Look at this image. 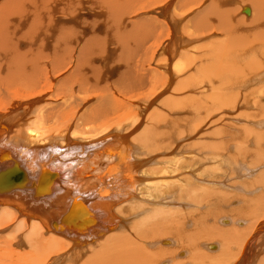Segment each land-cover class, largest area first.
<instances>
[{
    "label": "bare ground",
    "instance_id": "1",
    "mask_svg": "<svg viewBox=\"0 0 264 264\" xmlns=\"http://www.w3.org/2000/svg\"><path fill=\"white\" fill-rule=\"evenodd\" d=\"M240 12L246 14L247 18ZM194 44L201 47L191 49ZM258 44L262 49L264 0H0V140L4 143V147L0 148V230L12 224L0 231V234L6 232L0 239V264H163L165 259H174V264H186V260H177L181 254L173 257L163 249L155 250L158 248L156 242L154 244L152 241L153 246L146 245L154 249L152 251L139 243L140 238L144 241L145 232V236L159 237L161 232H170L172 225L168 222L165 226L164 220L165 224L162 223V211L158 210L161 207L152 205L155 208L151 210L154 198L166 195L167 188L162 192L157 182L153 185L155 189L148 187L152 185L146 182L148 172H141L146 169L139 167L144 163L135 160H141L144 151L131 143L132 140L130 142L135 137L134 133L141 128L138 129L140 124L136 128L133 126L142 121L147 111L154 108L159 100L160 103L163 95L169 91L178 95L189 94L186 97L188 103L196 101L198 107L195 106L199 111L201 106L208 107L211 100V109L208 107L209 110H206L209 116L215 106L227 109L231 105V98L234 105L238 102L239 107L240 94L233 92L237 89L232 83L239 71L242 74V66L247 65L241 63L246 58L241 55L244 50V54L249 55L245 60L250 64L248 70H244L246 76L245 72L240 75L244 78H240L241 82H245L243 92L250 89L244 93L246 98L257 90L256 94H260L259 90L264 89V68H255L256 57L260 56L258 59L261 60L263 55H258ZM233 46L237 47V51ZM248 48H252V51ZM192 54L199 56L192 58ZM213 72L215 74L211 77ZM114 78L115 82L110 83ZM173 84L175 88L171 91ZM240 89L243 90L242 86ZM86 93L92 94L79 100L78 96ZM181 96L185 97L183 94ZM245 96L243 98L241 95L242 103L246 100ZM144 99L146 103L142 105L140 102ZM168 104L177 106L179 100L169 99ZM129 108L133 111L130 117ZM205 109L201 110L203 114ZM215 112L214 109L212 114ZM207 114L206 118L209 119ZM52 119L53 128L59 133L38 138L32 131L35 123L44 125ZM79 121L97 127L95 131L99 133L86 135L88 132L76 131L73 124ZM252 126L256 132L264 131V122L252 123ZM19 132H22L21 137L18 136ZM118 134L121 137L116 138ZM160 136L149 130L142 144L146 143L148 148L147 142L161 140ZM57 139L63 140L61 146ZM254 140H264V132L256 135ZM159 145H153L152 149ZM227 145L225 141L208 144L207 147L203 145L204 149L208 150L210 146L215 153L216 150L220 152L218 155L213 153L214 161H218L213 164L222 162V169L229 164V153H223ZM79 152L85 155L81 160L78 158ZM193 153L201 156L197 151ZM68 159H74L73 167ZM215 168L212 172L217 171ZM140 173L143 177L145 175L144 179L142 176L140 178ZM151 175L155 176L150 173V178ZM258 176L264 178L262 174ZM259 177L256 178L261 179ZM198 179L193 175V180L197 182L191 177L185 188L178 185L175 189L173 187V199H179L182 194L204 185ZM227 180L213 183L219 185L222 191L228 190L231 187L225 186ZM247 187L251 188L252 184L248 183ZM201 188L198 190L203 194L206 189ZM141 190H146L145 202L151 209L135 203L143 199H135L131 193L137 194ZM230 190L233 191V188ZM199 191L197 195L201 198ZM258 191L256 189L252 193ZM211 194L214 193L210 192L207 197ZM193 199L200 200L196 197ZM168 201L161 204L166 205ZM212 202L211 206L214 204ZM244 206L240 212L247 208ZM114 208L123 216L133 213L134 217L140 216L142 223L135 228L142 226L141 230L138 228L134 231V224L129 229H125V225H117L115 221L119 219L113 213ZM162 210L166 217L172 216L173 212ZM246 211L249 212V208ZM258 211L253 214H259ZM150 213L157 218L152 219L153 224L149 221ZM175 214L179 217L180 213ZM258 214L257 218L260 216ZM144 215L149 219L147 223L151 224L146 226L149 229L144 226L147 224H144ZM199 216L203 218L207 215ZM256 216H250L246 221L229 218L242 224L241 230H237V227L233 231L223 226L220 229L212 227V231L207 230L206 239L222 238L226 249L230 250L237 239H245L238 252L239 259L236 257L233 264H238L242 259L251 262L253 258H245L246 250L259 233H264V220L256 223ZM166 217L164 219H168ZM177 221L175 229L182 237L189 226L181 223L180 218ZM126 230L139 240L138 244L134 239H129V233L125 235ZM192 241L191 244L194 243ZM12 245L21 249H12ZM214 247L211 244L208 250ZM224 254L219 256L225 257ZM192 256L208 264L212 261L200 252ZM225 259L230 261L228 256ZM219 262L217 260L216 264Z\"/></svg>",
    "mask_w": 264,
    "mask_h": 264
},
{
    "label": "rangeland",
    "instance_id": "2",
    "mask_svg": "<svg viewBox=\"0 0 264 264\" xmlns=\"http://www.w3.org/2000/svg\"><path fill=\"white\" fill-rule=\"evenodd\" d=\"M240 13H241L242 16L244 15L245 18H247L246 14H244L242 12H240ZM216 39H220V38L217 37ZM164 41H166V39H164ZM160 42H162V40L159 41V43ZM202 45H206V44H202ZM258 45L256 46V49L260 48V51H257V52H259L258 55H260L261 53H263V55H264V51H263L264 50V46H262L263 47L262 48L263 50H262L261 46L259 45V47H258ZM193 46L194 47L191 48V49H194L195 47H201L200 44H194ZM233 49L235 51H237V47L233 46ZM251 49L252 48H250L249 50H251ZM244 53H246L245 50H244V52H241V55H243V58L244 57H246V58H244V59L241 58L242 59L241 61H243L241 63H243L242 65H245L247 63V65L242 66V68H241V73L242 74H240V71H239V73H237L239 75V77H237L238 75L236 74L237 76L233 78L234 81L232 83L236 87V88L234 87V89H237V90H235L233 92L240 94L239 95L240 97L238 96L240 98V99L238 98L239 99V103H240L239 104L240 108L238 107V102H235V105H234V103L232 102V98H231L230 104L231 105L233 104L232 106L229 105L227 109L224 108V107L215 106L214 109L216 110V112L212 114V112H214V109H212L213 111L211 113L209 111V113L211 114V116H209L207 114L206 110L207 111L209 110L208 107L210 108V104L212 103L211 100L208 103L209 105H207L208 107L201 106L200 111L203 110L204 108H206L205 111H204V114H203L202 111L200 112L197 109L198 106H197L196 101H194V102L192 101V103H188L189 101L187 100L188 98L186 99V97L189 94L187 96H185V93H182L183 96H185V97H182L181 96L182 94H180V95H178L177 93L173 94L172 92L169 91L168 93H166V95L165 94L163 95V98H161L162 101L160 103H159V101H160L159 100L155 104V106L153 105L154 108H152L151 110L147 111L148 112L147 116L144 115L145 119H144V116H143L141 118V120L142 119L143 120L142 121H138L137 123H135V126H133V128H136V125L137 126L139 124L141 125L142 122H143V125H141V126L139 125V128H138V129H140V128L141 129L137 130L136 131L137 133H134L135 137H134V139L132 137L130 139V142L132 140L131 143L137 144L144 151V155H143V158L141 160L140 159H135L139 163L142 162V161H143L142 163H144L143 166L141 164V166H139V167H142V168H144L146 170L142 169L143 171H141V172L147 171L148 173L144 172V173H146V176H147V174L150 176V173L155 175V176L151 175L152 178H150L149 176L147 177L148 180L146 182L149 183V184L152 183V185L150 184L151 186L148 185V187L152 188V186L153 185L155 186L156 182H157L160 185V187H162V192L166 191V188H167L166 195L162 194L163 197L161 196V198H154V202H152L153 204H151V207H153L154 205L158 206V207H161L158 210L162 211V213H161L162 223L165 224L164 221H166V225L165 226H167L168 222H170V225H172V228H171L172 230L171 229L169 230L170 232H167V231L161 232V236H159V237L152 238L151 236H148V235L145 236L146 235V232H145V235H143L144 241H141V238H140V241H139L138 239H136V237L133 236V234L129 233V230H128V232L126 230L125 235L129 233L130 234V235L128 234L129 235L128 237H130L129 239H134L135 241L138 240L143 248L144 247L146 248L147 246L152 245L151 243L153 241V243L156 242L157 243L156 245L158 246V248L154 247L155 250L156 249H163L165 253H168V254L170 253V254H172L171 256H173V257L174 256L175 257L179 256L181 254L180 257H178L177 260L178 261H181L182 259L186 260V261H184V263H186V264H188V263H191V264L192 263H194V264H203L205 262L204 260H203L204 262H202V261H198V260H201V259L193 258L192 254L196 253V252H200V253L206 255L207 259H208V257H209V259H212V261H210V264H216L217 260L218 261L220 260V262L218 264H227L228 262H229V264H233V262L235 261L236 257L237 258L239 257L238 255L240 253H238V252H239V250L241 248V244H244L243 241L245 242L246 240L241 238V237L239 239H237V240L235 239L236 240L235 243H232L234 245H231V243H230V245H231V250H230V249H226V245L224 244L225 241L222 238H218V239H214V240L206 239V237H208L207 232L208 231L209 232L212 231V227L220 229V228H222V226L228 228L227 230H230V231L231 230L233 231L234 228L236 229V227H237V230H241L242 224L236 223V222H234L232 220H239L240 219L241 221H246V220L250 219V216L253 217V215H254V217H255L258 214V213L255 214L258 210L261 213L258 211L259 212L258 216L259 215L260 216H259V218H257V216H256V218L258 219V220L255 219L257 221L256 223H258V222L260 223V222H262L264 220V178L262 179L261 176L260 177L258 176L259 174L260 175L262 174V177H264V142H263L264 140H258V141L254 140L256 135L259 136L264 131L261 132L259 130L258 132H256V130H254L253 126H252V123L254 124V123H263L264 122V91H263L264 89L259 90L260 94H262L263 97L259 93L256 94L257 91H258L257 90V91H254L251 95H248V96H250V98L252 96L253 99L252 98L249 99L248 96L246 98L244 93H248L250 91V89H248L246 92H243V91H245V89L243 87L245 82L244 81H243V83L241 82L244 78L242 76V78H243L242 79L240 75H243V73L245 72L244 74L246 76L247 73L244 70H248L247 67H249L248 64H250V62L248 60H245V59H247V57L249 55L248 54L246 55ZM247 53H249V52L247 51ZM263 55H261V60L258 59V58H260V56H258V58L256 57L255 68H257L258 66L262 67V69L264 68V60L262 61V59H264V57L262 58ZM196 56H199V54H192V58L193 57L195 58ZM157 57H161V56L158 55ZM158 59H161V58H158ZM157 60L155 62H157ZM155 62L153 63V65H155ZM214 74L215 73L213 72V73L210 74V76L212 77V75H214ZM115 80H116V78H114L110 83H114ZM236 80H238V81H236ZM215 84L216 83H213V85H215ZM240 84H242L241 86H242L243 90L240 89V87H241ZM172 86H171V89H170L171 91H173V89L175 88L174 84ZM237 86L239 87L240 90H238ZM203 90L204 89H201V91H203ZM90 94H92V93L80 94L78 96V98H79V100H81L82 98H84V97H86L87 95H90ZM253 94L255 96H257V97L255 98V96ZM241 95H243V98L245 96L246 100L245 99L244 100L246 101V103H245V101H243V103H242L241 100L243 98L241 97ZM258 95H259V99H258ZM137 96H140V95L137 94ZM172 98L176 99V100H179V104L177 106H171V105L168 104V100L172 99ZM184 99H186V100H184ZM255 99H258V100H255ZM196 100L199 103V98L198 97L196 98ZM140 103L142 105H144L146 103L145 99L143 101H141ZM195 104H196L197 107L195 106ZM213 104H215V102H213ZM244 104H246V105H244ZM135 107L137 109V106H135ZM57 108H60V107L57 106ZM194 108H196L195 111H194ZM129 109H130V113H129L128 117H130L132 112H133V111H131V108H129ZM188 111H192L193 113H187ZM222 111H224L225 113H223ZM205 112L209 116V119L206 118ZM197 122H198V125H196ZM203 123H205V125H203ZM53 124H54V119L48 121L44 125H40V124H36L35 123L34 127L32 128V131L35 133V135L38 138L43 139V138H46V137H48V136H50L52 134L59 133L56 128H53ZM212 126H214V127H212ZM73 128L76 131L88 132L86 135H93V134L99 133V132L95 131V128H97V127L84 124L81 121L76 122L75 124H73ZM130 130H132V129H130ZM149 130L153 134H161L162 136H160V138H162L163 140L162 139L161 140L157 139L154 142H151L149 140V142H147V143L149 144L150 147L147 148V144L146 143L142 144V142L144 141L145 138H147V132ZM249 130L250 131L252 130V131L250 132ZM21 133L22 132H19L18 136L21 137ZM214 133L217 134V135L215 136ZM254 134H255V136H254ZM119 135H121V134H118L116 138L121 137ZM212 135L214 136V138H212L213 137ZM221 141H225V143L228 144L227 145L228 147L226 149H224L223 153L226 154L228 152L229 154L228 153L227 154L230 157L229 158V162H228L229 164L227 166H224L223 169L221 168V166L224 165L222 162L220 164H213V163L218 162V161H214L215 160V155L213 153H215V150L213 149V147L209 146L208 150L206 148L204 149V146L207 147L206 145H208V144H212V143H215V142H221ZM156 142L158 144H161V145L157 146V148L153 147L154 149H152L153 145L154 146L157 145ZM57 143L61 146V143H63V140L62 139H57ZM2 146L4 147V143L0 140V148H3ZM62 146H64V145H62ZM202 146H203V148H202ZM59 149L61 150L62 148H59ZM55 150H57V149H55ZM46 151L48 153H52L49 150H46ZM196 151H197V153L199 155H201L200 157L195 156V154L193 152H196ZM58 152L62 153L60 151H58ZM81 152L78 153L79 154L78 158H80V160L83 159L84 156H85L84 154H81ZM189 152H191V153H189ZM219 153L220 152L218 150H216L215 154L218 155ZM239 153H241V155H239ZM210 154L212 155V157L210 156ZM88 155L91 156V154H88ZM28 156H30V155H28ZM235 156H237V157H235ZM243 156H245V157H243ZM74 157H75V155L72 158H74ZM67 158L68 157H66L65 159L67 160ZM137 158H138V156H137ZM69 161H70L69 163H70L71 167H73L75 165V162H73L74 159L69 160ZM206 161H211V162H209L210 163L209 164ZM29 162H31V161H29ZM29 162H28V164H29ZM219 162H220V159H219ZM198 163L199 164L202 163V164L199 165ZM218 165H220L219 169L217 167ZM206 166H208V167H206ZM148 167H149V169H148ZM213 168L217 169V171L216 172H212ZM220 168L222 169L221 171H220ZM64 169H66V168H64ZM210 169H211V171H210ZM204 170L207 173L206 172L204 173ZM224 171H226L225 172L226 174H222ZM197 172H198V175L196 174ZM209 173H212L213 175L209 174ZM215 173H217L218 175L217 174L215 175ZM141 174L142 173H140V178L143 177ZM193 175H195L196 178H200L201 180L200 179H198V180L201 181L205 186L204 185L200 186V183H197L196 185L199 184L200 187H202V188L205 187L206 191H207V188L209 189L207 192L205 191L207 194L205 192H203V194H202V192L199 191L200 187H196L197 189L194 188V190H193L194 192L192 191L193 193L189 192V193L184 194V195L182 194L181 196L183 198L179 197V199L178 198L177 199L176 198L173 199V197H172L173 194L171 192L173 187H174V189H175V186H176V188L178 186L182 187V188H185L186 185L188 184V182L191 181L190 180L191 177H192V180H193ZM224 175H226V176L223 177ZM144 177H145V175H144ZM144 177L142 179H144ZM256 177L257 178L259 177L261 179H257ZM149 178H150V180H149ZM205 178L206 179L208 178L210 181L209 180L206 181ZM225 178L228 179L225 182V186H227V185H228V187L230 186L231 188H233V191L230 190L231 188H229L228 189L229 191L224 189L223 190L224 192H223L221 190L222 188L220 187L221 188L220 189L218 187L219 185L216 186V184L218 182H223L225 180ZM194 179H195V177H194ZM253 179L255 181H253V183H252ZM193 181L197 182V180H193ZM213 181H215L214 183H216V184H214ZM260 181H261V183H260ZM255 182L256 183L258 182L257 184H259V183L260 184L257 185ZM248 183L252 184L251 188L247 187ZM169 184H170V186H169ZM208 184H211V185H208ZM241 185H243V187ZM154 186H153V188H154ZM160 187H157V188H160ZM254 187L259 190L258 193L257 192L256 193H252V191L253 192L256 191V189ZM168 188H171V189H168ZM152 189H150V190H152ZM196 190L199 191V195H200V192H201V194L204 195V197L206 196L205 198L207 199V201L205 200V198H202L203 197L202 195H201V198H200V196L197 195L198 191H196ZM213 190H214V192H213ZM145 191L146 190H144V191L141 190L142 193L141 192H137V194H136V192H132L131 194H133L135 199H137V197H138L139 200H140V198L143 199V200H140L138 203L135 202L138 206H141L143 208L146 207V206L147 207L149 206V209H151L150 205L148 204V202L147 201H146L147 203L145 202V200H146V198L144 197L145 193H146ZM202 191H204V189ZM234 191H236V192H234ZM245 191L247 193H245ZM210 192L214 193V194H211V196L207 197V195H210ZM189 194H191V196ZM195 197L199 198L200 200H198V199H193L192 200V198H195ZM219 197H221V198H219ZM169 199H170V201H168ZM164 200L166 202L168 201L169 203L166 204V205H162L163 202L165 203ZM201 200L203 201V204H204L205 201L207 203L205 202V204L203 205L201 203L202 202ZM211 201H213L212 203H214V204H212V206L210 204ZM161 202H162V204H161ZM192 202L194 204H196V205H194ZM252 204H254L255 206L252 205ZM207 205L208 206L210 205L209 209H208ZM218 205H220L221 208ZM243 205H245L247 207L246 208L247 210L249 208V212L246 211V209H243V210L241 209V212H240V208H243ZM214 206H216V207L214 208ZM253 206H254L255 209L253 208ZM223 207H225V208H223ZM154 208L155 207H153L151 210H153ZM204 208L206 209V211H205ZM162 209L167 210V213L173 212L171 214L173 217L170 216V215L168 217H166L165 214H163V213H165V211H163ZM209 210H211V211H209ZM217 210H220V211H217ZM202 212H203V214H202ZM220 212L222 213V216H221ZM253 212H255V213L253 214ZM113 213L116 216H118L117 218L119 219V220L115 221L116 224L117 225H119V224L120 225H125L126 226L125 229H127V227L129 229V226H131V224H134V227L133 226L132 227L135 228L136 226H138V224L142 223L141 222V217L140 216H135L134 217V213L131 214V215L127 214V215L123 216V215L119 214V212H118V210L116 208L113 209ZM175 213H180L181 215L179 214L178 215L179 217H177ZM198 214L201 215V217L206 216V215L207 216L203 217L204 218L203 219V218H200V216ZM218 214H220V215H218ZM150 215H151V219L150 220L146 218L147 215H144L145 218H146V221L144 220L145 221L144 224L147 223V220H149L150 223L153 224L154 221H152V219H157L153 215V213H150ZM185 215H187V216H185ZM180 216H182L183 218L184 217L188 218V219L185 220V219H183ZM220 216H221L222 219L219 218ZM165 217L168 218V219H164ZM170 217H171V219H170ZM139 218H140V220H139ZM173 218H176V219L173 220ZM179 218L181 219V223H186V226H189V227H186V231H184L185 233H184V235L182 237L180 236L179 233L176 232L178 230L175 229L176 228V224L178 222L177 220ZM205 218H206V220H205ZM229 218H231L232 220L229 219ZM235 218H237V219H235ZM218 219H220V220L224 219L226 222L224 220H223L224 222L223 221L220 222V220H218ZM232 222H234V223H232ZM150 223H147V224L144 225L146 229L150 228V227H146V226L151 225ZM256 223H252V224L255 225ZM11 226H12V224H10L7 228H1L0 231L8 229ZM173 227H174L175 231H174ZM138 228H140V230H141L142 226L141 227L139 226ZM138 228H135L134 231L137 230ZM204 229L206 230V232H204ZM113 230H112V233H113ZM123 232H124V230H123ZM171 232H172V234H171ZM180 232L183 233V231H180ZM5 233L6 232H4L3 234H0V239L2 237H4ZM162 233H164V234H162ZM187 233H189V235ZM200 233H202V234H200ZM190 234H191V236H190ZM205 234H207V235H205ZM177 235H179V237ZM152 236H154V234H152ZM186 236H188L187 239H189V240L191 239V240L190 241L187 240L185 238ZM193 236H195V237H193ZM202 236H205L204 237L205 239L201 238ZM100 237H102V236H100ZM104 237H105V235H104ZM176 237H177V239H175ZM181 238H184L187 242L184 239H182V241H184V242H182ZM192 238L193 239L197 238V239H195L196 242ZM103 239L104 238H102V240ZM253 240L254 241H252L250 243V247L247 248L246 254H245V258H253L252 261L251 262L248 261V260L244 261L242 259L238 264H264V233L263 232L259 233L255 237V239H253ZM138 241L136 242V244H138ZM191 241L194 242V243L191 244ZM161 242H163V244ZM164 242H167V243H164ZM133 243H135V242L133 241ZM182 243H184L186 245H184ZM179 244L180 245L182 244V245L180 246ZM193 244H195V245H193ZM203 244H204V246H203ZM211 244H212V246H215V247H214V249H210L209 248V250H208V247L211 246ZM191 245H192V247H191ZM12 249H21V248H15L12 245ZM146 249H148L150 251L154 250V249H150L149 247H147ZM166 249L168 250L167 252L165 251ZM224 249H226V250L224 251ZM190 250L192 252H190ZM177 251L179 252V254L177 253ZM185 253H186V255H185ZM170 254H169V256H170ZM223 254H224L225 257L219 256V255H223ZM227 256H228L230 261L232 260V263L230 261H228L227 259H225V258H227ZM195 259H197V260H195ZM202 259H206V258H202ZM174 261H175L174 259H171V261L168 260V259H165V260L162 261V263L163 264H169L171 262L172 264H174V263H176V261L175 262ZM206 261L209 262V260H206ZM226 261H228V262H226ZM91 262L92 261H90V263ZM157 264H159V263H157ZM177 264H179V262H177ZM204 264H208V263L205 262ZM235 264H236V262H235Z\"/></svg>",
    "mask_w": 264,
    "mask_h": 264
}]
</instances>
